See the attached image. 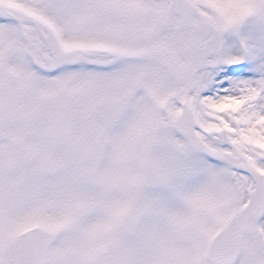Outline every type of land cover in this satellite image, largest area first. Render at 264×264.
<instances>
[{
  "label": "snow or ice",
  "instance_id": "1",
  "mask_svg": "<svg viewBox=\"0 0 264 264\" xmlns=\"http://www.w3.org/2000/svg\"><path fill=\"white\" fill-rule=\"evenodd\" d=\"M252 15L0 0V264H264V75L228 87L223 39Z\"/></svg>",
  "mask_w": 264,
  "mask_h": 264
},
{
  "label": "rangeland",
  "instance_id": "2",
  "mask_svg": "<svg viewBox=\"0 0 264 264\" xmlns=\"http://www.w3.org/2000/svg\"><path fill=\"white\" fill-rule=\"evenodd\" d=\"M238 32H243L245 34L244 39L248 40L251 45V62L247 68L249 69L248 74L245 76L240 75L239 77H243V79L259 78L264 75V71H261V69H264V19L252 15L247 17L238 28L225 31L223 35L224 48L225 51L230 54L241 55L243 53L242 48L240 51L234 53L235 48H233V46L236 45V36ZM239 42L240 40L238 41V44ZM222 66H219L221 70ZM242 73L244 74L246 72L243 71ZM237 81L239 80H237L236 77H229L226 84H228L231 88L234 87L235 82Z\"/></svg>",
  "mask_w": 264,
  "mask_h": 264
},
{
  "label": "bare ground",
  "instance_id": "3",
  "mask_svg": "<svg viewBox=\"0 0 264 264\" xmlns=\"http://www.w3.org/2000/svg\"><path fill=\"white\" fill-rule=\"evenodd\" d=\"M238 79H242V78H238Z\"/></svg>",
  "mask_w": 264,
  "mask_h": 264
}]
</instances>
